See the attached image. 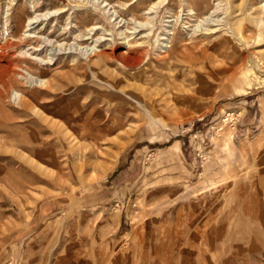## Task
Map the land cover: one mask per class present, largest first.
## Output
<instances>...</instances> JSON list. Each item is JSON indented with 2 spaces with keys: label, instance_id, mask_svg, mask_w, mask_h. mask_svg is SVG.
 <instances>
[{
  "label": "rangeland",
  "instance_id": "374dc122",
  "mask_svg": "<svg viewBox=\"0 0 264 264\" xmlns=\"http://www.w3.org/2000/svg\"><path fill=\"white\" fill-rule=\"evenodd\" d=\"M0 264H264V0H0Z\"/></svg>",
  "mask_w": 264,
  "mask_h": 264
},
{
  "label": "bare ground",
  "instance_id": "6f19581e",
  "mask_svg": "<svg viewBox=\"0 0 264 264\" xmlns=\"http://www.w3.org/2000/svg\"><path fill=\"white\" fill-rule=\"evenodd\" d=\"M31 24H32V22L30 21V22L28 23L27 26L29 27V26H31ZM92 29H94V28H92ZM90 30H91V29H90ZM91 49H92V48H91ZM92 50H93V49H92ZM94 50H95V49H94ZM90 53H91V52H90Z\"/></svg>",
  "mask_w": 264,
  "mask_h": 264
}]
</instances>
